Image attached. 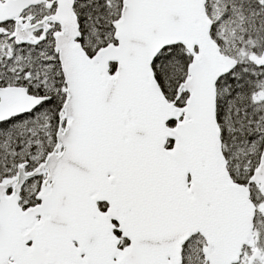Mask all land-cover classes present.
I'll return each mask as SVG.
<instances>
[{
	"label": "snow or ice",
	"instance_id": "1",
	"mask_svg": "<svg viewBox=\"0 0 264 264\" xmlns=\"http://www.w3.org/2000/svg\"><path fill=\"white\" fill-rule=\"evenodd\" d=\"M0 264H264V0H0Z\"/></svg>",
	"mask_w": 264,
	"mask_h": 264
}]
</instances>
